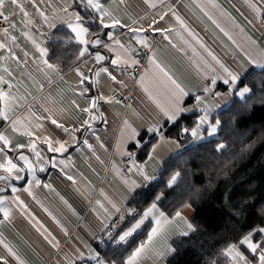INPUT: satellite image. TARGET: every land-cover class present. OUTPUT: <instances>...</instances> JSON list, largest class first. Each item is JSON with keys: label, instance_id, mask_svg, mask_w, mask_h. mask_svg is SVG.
Instances as JSON below:
<instances>
[{"label": "snow or ice", "instance_id": "6c2138e0", "mask_svg": "<svg viewBox=\"0 0 264 264\" xmlns=\"http://www.w3.org/2000/svg\"><path fill=\"white\" fill-rule=\"evenodd\" d=\"M43 2L44 0H40V3ZM123 2L124 0H121V3ZM244 2L255 19L264 27V18H262L264 0H259L258 3L256 0H244ZM28 5L31 6V10ZM197 6L233 44L241 47L250 68L245 69L239 64L235 69L225 67L171 6L168 11H154L158 7L164 8L163 0L159 5L154 0H142L138 12L131 14L125 12L124 15L119 14L118 9H112L110 5L106 6L102 0H61V3L55 7L48 4V8L51 9L50 14L38 6L37 0H0V52L4 53L0 54V123L3 124V130L0 131V213H3L5 221L12 219L13 205H18L20 209L26 211V206L19 196L21 187H18L16 182H20L22 190L33 199H35L33 187H44L55 191L50 184L42 182L37 172L44 173L47 165H51L52 168H56L58 164L64 165L65 160H58L56 154H66L71 146L77 144L79 142L77 134L81 133V130L83 136L87 137L93 122L97 120L106 122L104 112L101 111L102 101L108 105L120 103L116 97L100 92L99 81L107 78L112 83L125 87V81L118 79V75L134 80L131 70L138 66L144 55H147L145 49L148 52L152 51L150 34L159 33L173 48L177 47L169 39L174 30L162 26L169 12L191 40L203 49L223 73L218 75L215 68L210 67L203 58L196 59L199 56L196 49L188 40L180 37L183 45L191 48L194 64L204 81L201 87L192 93L157 63L154 55H148V62L153 66L154 71L150 78L141 75L139 84L148 98L155 103L158 112L140 131L128 127V121L125 120L126 135L122 131L121 139L117 142L120 157L128 161L127 174L139 175L146 183L140 184L126 178L124 180L128 191V196L125 197L126 204L110 201L114 211L109 213L106 219L109 221L117 219V223L103 221L100 223V229L107 233L108 237L107 241L101 237L99 242L105 244L106 251L103 256L97 248L87 243L79 246L68 244L69 251H63L61 242L32 216L31 219L36 220L33 226L39 225L36 228L37 232H40L54 250V253L49 252L48 256L50 260L55 259V264H143L144 256H149L153 264H164L176 250L167 243L162 247L154 244V238L162 235L161 222L163 221L164 224L170 222L158 205H162L168 199V195L175 191L177 182L182 177V170L172 171L166 182L163 177L170 171V167L157 169L149 175L147 164L155 159L157 147L165 142L177 144L179 147L178 141L188 136H191L194 142L211 143L224 127L219 110H227L233 103L239 105L240 111H247L253 106L249 101L256 96V91L249 77L257 69L260 74L259 103L264 106V49L245 48L239 45L222 21H227L232 28H240L241 35H245L244 29L215 0H208V5ZM208 8L211 11L207 10ZM18 16L21 17V23L25 28L34 24V16H39L48 30L44 32L37 29L40 31V36L46 39H39L28 31L21 30V34L30 41L34 49L32 63L36 67L29 71V76L34 82L37 80L33 73H40L43 78L51 82L62 72L61 64L50 60L51 52L47 45L53 39L52 30L57 29L58 25L64 26L66 29L64 35L55 39L65 46L68 44L76 46L72 60L76 83L69 88L72 98L67 106L79 114L75 120L70 118L65 107L42 104L40 107L46 115H41L34 111L31 104L21 102L26 101V97L20 93L22 83L20 81L13 83L15 76L9 63L15 62L17 66L21 63L13 51L18 47L17 37L13 35L17 30L14 18ZM248 22L253 23L252 20ZM177 36L180 34L177 33ZM154 39L155 36L152 35V40ZM245 39L251 45L256 44L255 40H251L246 35ZM24 56L27 58V51L24 52ZM61 59L63 56H57V60ZM24 65L27 68V59L24 60ZM221 86L225 91H216ZM161 94L164 96V103L158 99ZM210 98L214 103H207ZM25 108L27 114H22ZM45 121L50 122L54 128L47 127ZM173 129H175V138L169 135ZM96 141L101 149L108 151L100 142L99 136L96 137ZM83 143L95 156L93 145L86 138L83 139ZM129 147L133 150L128 151ZM224 148L223 143H218L215 150L219 152ZM96 159L99 160L100 157L96 156ZM138 160L142 162L137 163ZM113 170L120 171L115 164ZM157 172L160 175H157ZM66 179L76 184L72 175H66ZM157 185L160 186L159 191H156ZM9 189L11 202L6 195ZM144 191H147V196L143 195ZM148 197H152L150 203H147ZM60 199L69 209L72 208L63 196H60ZM228 199L231 200V194ZM239 200L242 201V208L234 211L233 216L242 219V222L237 223L232 216L229 217L231 227L228 234L222 237L221 248L212 252V255L205 259V264H264V186L241 192ZM133 201L136 202V206L128 207L127 205L132 204ZM142 203H147V207L141 210ZM181 206L190 208L191 204L182 202ZM44 211L61 228L64 236H69V232L62 227L60 221L47 208ZM73 214L75 215L74 210ZM149 218L154 224L147 231V239L137 244L136 236L148 226ZM171 220L183 221L185 227L179 233L182 236H189L196 231L194 225L185 220L178 209L175 210ZM0 244L7 253L0 255V264H10L9 256L17 264H25L10 245L3 240H0ZM109 245L111 254H108Z\"/></svg>", "mask_w": 264, "mask_h": 264}, {"label": "crops", "instance_id": "0c3cea01", "mask_svg": "<svg viewBox=\"0 0 264 264\" xmlns=\"http://www.w3.org/2000/svg\"><path fill=\"white\" fill-rule=\"evenodd\" d=\"M102 2H105L106 6L110 5L112 9H118L121 15H124L125 12L129 14L138 12L142 6V0H124L123 3H121V0H102ZM154 2L159 5L161 0H154ZM215 2L235 18L240 27L244 29V34L247 37L256 41L255 45H251L245 39V35H241L240 28H232L227 21H222L239 45L245 48L264 49V27L261 26L260 21L255 19L254 14L247 7L244 0H215ZM256 2L258 3L259 0H256ZM60 3L61 0H44L43 3L37 0L38 6L49 14L51 13V9L48 8V4H52L55 7ZM163 3L164 8L158 7L154 11H168L169 6H171L176 14L187 24L189 29L198 35L205 47L225 67L235 69L237 64L242 65L245 69L251 67L241 47L233 44L219 28L211 23L200 7L197 6L208 5V0H163ZM28 8L31 10L30 5H28ZM237 9L240 11H237ZM207 10L211 11L210 8ZM14 20L17 24V30L13 35L17 37L16 44L18 47H15L13 51L21 63L19 66L15 62L9 63L15 76L13 83L17 81L22 83L20 93L26 97V101L21 102L31 104L34 111L41 115H46L40 107L42 104L65 107L70 118L75 120L79 114L67 107L72 98L69 88L76 83L73 66L65 72H61L60 76H55L51 82L43 78L42 74L33 73L37 80V82H34L29 76V71L36 67L32 63L34 49L30 41L21 34V30L28 31L39 39H46L40 36V31L47 32L48 30L39 16H34V24L27 28L21 23L20 16L14 18ZM249 20H252L253 23L250 24ZM162 26L174 30L170 34L169 39L177 45L176 48H173L168 41L163 40L161 34H150L149 39L152 42V51L148 52V50H144L147 52V55H145L144 64L139 72L137 74L132 73V76L135 77L134 80L129 79L127 76L119 77L118 75V79L125 81V87H120V85L112 83L107 78L101 79L98 83V88L102 94L110 96L113 90H117L120 94L130 97L131 103L108 105L102 101L101 111L104 112L106 122L103 120L93 122L92 129L88 132L87 137L83 136V130H81V133L77 134L79 137L77 144L71 146L66 154H56L58 160H65L64 165L58 164L56 168L47 165L44 173L37 172L42 182L50 184L55 191L44 187H33L32 190L35 196V199H33L32 196H29L22 190L20 182H16L17 186L21 187L19 196L26 206V211L20 209L18 205H13L14 215L9 221H5L3 213H0V240L10 245L19 254L25 264H55V259L50 260L48 256V253H54V250L50 248L43 236L40 235V232H37L36 228L39 225L33 226L36 224V220L43 224L61 242V248L65 252L69 251L68 244L79 246L82 243H87L99 251L105 248V244L99 242L101 237L105 241L108 240L107 233L103 232L99 226L101 221L104 223L112 221L106 219V216L114 211L110 201L126 204L125 197L128 196L127 187L124 184L126 178L135 180L140 184L146 183L139 175L127 174L128 161L126 158L122 159L120 157L117 142L121 139L122 131L126 135L125 120L128 121V127L140 131L147 126V123L158 112L155 103L148 98L139 84L141 75L150 78L151 73L154 71L153 66L148 62V55H154L157 63L164 67L186 90L195 93L204 81L201 79L200 73H198L194 64L191 48L183 45L180 39V37H183L184 40L189 41L199 54L196 59L203 58L210 67L215 68L218 75H223L219 67L211 61V58L207 56L203 49L196 45L187 33L184 32L170 12L162 22ZM58 27L64 26L58 25ZM38 28L40 31L37 30ZM55 31L56 29L52 30V36ZM177 33L180 36H177ZM152 35L155 36L154 40H152ZM25 51L28 52L27 58L24 56ZM0 54L4 53L0 52ZM25 59L28 61L27 68L24 65ZM61 77L63 78L61 79ZM216 91L223 92L225 89L221 86ZM158 99L161 103L165 102L162 94L158 96ZM207 103L212 104L214 101L210 98ZM222 110L219 111L221 112ZM22 114H27L26 108ZM45 124L49 128H54L50 122L45 121ZM2 130L3 124L0 123V131ZM97 136L100 137V142L108 149L107 152L99 147L96 141ZM84 138L93 145V149L96 152L95 156L84 145ZM198 143L200 142H194L190 136L188 145ZM178 144L179 147H177V144L165 142L157 147L155 159L149 161L147 164L149 175H152L155 170L160 169L170 156L182 151L183 147L179 142ZM127 150L132 151L133 149L129 147ZM96 156H99L100 159L97 160ZM141 162L142 160L137 161V163ZM113 164L120 171H114ZM66 175H72L76 180V184L68 181ZM6 195L9 196V201L11 202L10 189ZM60 196H63L68 201L72 206L71 209L60 199ZM127 206L131 207L135 205L130 204ZM158 207L160 206L158 205ZM45 208L60 221L62 227L69 232V236H64L61 228L44 211ZM73 210L75 211V215L73 214ZM180 211L184 219L189 221L192 209L182 208ZM165 215L170 222L167 224H164L163 221L161 222L162 235L154 238V244L157 247H162L165 243L171 245V239L181 236L179 233L185 227L183 221L171 220V217L174 215L169 216L166 213ZM32 216L36 220H32ZM149 221L148 223H150L151 228L154 221H151V218H149ZM0 255H7L2 244H0ZM8 259L10 264H17L12 257L9 256ZM143 264H153V261L149 256H144Z\"/></svg>", "mask_w": 264, "mask_h": 264}, {"label": "trees", "instance_id": "16d2710c", "mask_svg": "<svg viewBox=\"0 0 264 264\" xmlns=\"http://www.w3.org/2000/svg\"><path fill=\"white\" fill-rule=\"evenodd\" d=\"M65 32L64 27H58L47 45L51 52L50 60L60 63L62 72L73 66L76 52L74 44L65 46L55 39ZM57 56H63V59L57 60ZM249 81L256 91V96L249 101L252 107L240 111L239 105L233 103L227 110H222L220 118L224 121V127L211 143L204 141L188 145L190 136L181 138L178 141L183 147L179 152L181 155L170 156L160 168L170 167L163 177L165 182L172 171L182 170L175 191L159 205L160 208L172 216L176 209L183 208L182 202L190 203L192 214L189 221L196 228L189 236L181 235L171 240V246L176 251L167 259V264H205V259L221 248L222 237L228 234L231 227L229 217L232 216L237 223L242 222V219L233 216L234 211L242 208L239 194L253 187L264 186V106L259 103L258 69L249 77ZM174 133L175 129L169 135L175 138ZM218 143L225 145L219 152L215 150ZM156 174L160 175L159 172ZM159 188L157 185L156 191ZM143 195L147 196V191ZM151 199L148 197L147 203ZM147 203L140 205L141 210L147 207ZM132 204L136 206L135 201ZM149 229L150 223L136 236L137 244L145 240ZM105 251L106 248L100 250L102 256ZM108 254H111L110 245Z\"/></svg>", "mask_w": 264, "mask_h": 264}, {"label": "built area", "instance_id": "2783aa9c", "mask_svg": "<svg viewBox=\"0 0 264 264\" xmlns=\"http://www.w3.org/2000/svg\"><path fill=\"white\" fill-rule=\"evenodd\" d=\"M144 61H145V55H144L143 58L141 59V62L138 64V66L135 67V68H133V69L131 70V72H132L133 74H137V73L139 72V70L141 69V67L143 66ZM110 96H114V97H116L117 99H119L120 103H122V104H129V103H131V98H130V97H128V96H124V95L120 94L119 91H117V90H113V91L110 93ZM131 207H133V206H131ZM111 223H113V224L117 223V219H113V220L111 221Z\"/></svg>", "mask_w": 264, "mask_h": 264}, {"label": "rangeland", "instance_id": "374dc122", "mask_svg": "<svg viewBox=\"0 0 264 264\" xmlns=\"http://www.w3.org/2000/svg\"><path fill=\"white\" fill-rule=\"evenodd\" d=\"M131 73H132V72H131ZM190 208L192 209V207H190ZM146 235H147V234H146ZM146 238H147V236H146ZM146 238H145V239H146ZM171 240H172V239H171ZM166 264H167V261H166Z\"/></svg>", "mask_w": 264, "mask_h": 264}]
</instances>
